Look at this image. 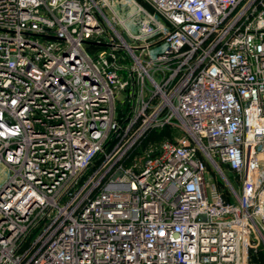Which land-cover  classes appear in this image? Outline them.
<instances>
[{
    "label": "built area",
    "instance_id": "built-area-1",
    "mask_svg": "<svg viewBox=\"0 0 264 264\" xmlns=\"http://www.w3.org/2000/svg\"><path fill=\"white\" fill-rule=\"evenodd\" d=\"M0 165V264H257L264 0H0Z\"/></svg>",
    "mask_w": 264,
    "mask_h": 264
},
{
    "label": "trees",
    "instance_id": "trees-1",
    "mask_svg": "<svg viewBox=\"0 0 264 264\" xmlns=\"http://www.w3.org/2000/svg\"><path fill=\"white\" fill-rule=\"evenodd\" d=\"M164 133L166 134L167 131H164V132L161 133V134H155V133H153L152 135H149V136L145 139L143 145L146 146V145H148L151 141H155V140L160 139V138L163 136ZM166 136H169V135H166ZM253 260L259 262L260 264H264V251L259 250V251H258V254H254V255H253Z\"/></svg>",
    "mask_w": 264,
    "mask_h": 264
},
{
    "label": "rangeland",
    "instance_id": "rangeland-1",
    "mask_svg": "<svg viewBox=\"0 0 264 264\" xmlns=\"http://www.w3.org/2000/svg\"><path fill=\"white\" fill-rule=\"evenodd\" d=\"M0 168H2V166L0 165ZM3 177V176H2ZM1 177V178H2ZM4 177H5V175H4ZM1 180V179H0ZM2 182H4V180L2 181ZM259 250H262V251H264V245H260L259 246ZM256 254H258V253H256ZM255 262H257V261H255ZM257 264H260L259 262H257Z\"/></svg>",
    "mask_w": 264,
    "mask_h": 264
}]
</instances>
